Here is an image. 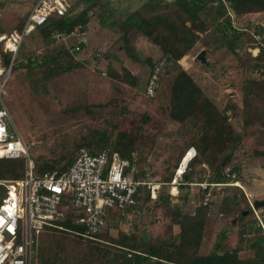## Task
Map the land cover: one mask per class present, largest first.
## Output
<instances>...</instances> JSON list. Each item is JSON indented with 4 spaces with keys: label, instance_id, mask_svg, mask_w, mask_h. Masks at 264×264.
<instances>
[{
    "label": "rangeland",
    "instance_id": "1",
    "mask_svg": "<svg viewBox=\"0 0 264 264\" xmlns=\"http://www.w3.org/2000/svg\"><path fill=\"white\" fill-rule=\"evenodd\" d=\"M159 1L163 3L71 0L69 15L85 14L83 42L72 34L64 40L52 37L54 41L48 44L37 27L19 47L2 99L34 162L64 167L84 139L106 133L119 150L130 153L139 176L161 184L157 200L141 199L137 213L126 220H110L94 238L58 230L42 232L37 248H48L43 252L48 264H109L119 247L110 238L137 241L142 236L147 245L177 243L180 227L174 212L193 216L208 201L205 219L198 214L202 226L198 254L212 252L219 243L223 249H239L240 258H250L255 250L251 243L264 235V205L253 208L255 200L264 201V57L258 60L256 52L249 50L250 35L242 30L254 21H264V10L236 15L225 0H197L189 5L190 17L176 0ZM35 2L0 0V34L20 29ZM134 12L149 19L170 18L176 29L168 35L182 34L183 25L196 36L193 46L164 71L152 98L145 94L151 73L146 58L154 64L161 52L139 30L123 25ZM227 19L239 28L234 30L235 37L223 39L218 30L228 29L223 25ZM164 29L158 31L164 34ZM123 32L128 41L121 38ZM201 50L205 51L204 62L197 57ZM71 64V69L63 67ZM179 68L200 87L202 100L214 105V123L205 120L206 110L197 107L188 121L170 117V84ZM214 127H221L218 134L223 132L218 144L213 141ZM192 144L201 147L188 163L193 184L184 183L173 192L166 178L171 180L179 163L192 155L193 149L182 157ZM222 157L223 173H230V180L221 186L212 183L213 195L205 201L199 184L213 176L215 162ZM199 161L205 165L199 168ZM34 261L41 264L38 255Z\"/></svg>",
    "mask_w": 264,
    "mask_h": 264
},
{
    "label": "built area",
    "instance_id": "2",
    "mask_svg": "<svg viewBox=\"0 0 264 264\" xmlns=\"http://www.w3.org/2000/svg\"><path fill=\"white\" fill-rule=\"evenodd\" d=\"M71 6V0H36L20 29L12 28L0 34L3 51L0 54V158H21L24 162L21 177L0 178V264H36L35 251L40 234L50 228L63 229L58 222L67 217L83 227L80 235L94 238L110 220H126L137 213L142 191L147 192L150 199H156L161 185L137 175L134 159L122 156L111 146L96 152L79 147L65 170L36 171L26 141L11 120L2 94L25 36L43 25L51 14L65 15ZM232 27L238 31L239 26ZM233 29L225 28V32L233 35ZM242 30L252 38L247 45L251 46V52L258 54L264 50V21H254ZM72 34L84 41L81 25L69 33L55 32L53 37L64 40ZM75 49L78 50L79 45ZM169 65L168 59L162 57L152 68L145 85L148 98L156 95L161 75ZM191 149L193 153L183 169H180V162L168 182L176 192L181 184H193L184 180V172L196 154L194 148H188L182 157ZM211 184L208 181L199 184L207 191L205 201L211 196Z\"/></svg>",
    "mask_w": 264,
    "mask_h": 264
},
{
    "label": "trees",
    "instance_id": "3",
    "mask_svg": "<svg viewBox=\"0 0 264 264\" xmlns=\"http://www.w3.org/2000/svg\"><path fill=\"white\" fill-rule=\"evenodd\" d=\"M83 1V0H82ZM175 1V0H173ZM197 0H176L178 6L183 10L184 13L193 16L192 10L189 8L191 3H195ZM227 1L230 6L232 7L233 13L241 14L250 12L253 10H264V0H225ZM156 3H163L159 0H156ZM166 3V2H164ZM146 5H149L147 3ZM219 5L223 7V2L219 1ZM73 6V5H72ZM71 8L65 15H57L51 14L46 22L38 26L40 28V32H42V36L44 40L50 44L54 41L53 34L55 32H65L69 33L73 30L76 25H82L85 27L86 25V18L85 14H78L77 16L69 15L71 12ZM88 9V8H86ZM86 9L84 10L86 13ZM126 21V22H125ZM124 21L123 25L127 24L135 29L139 30L144 36L150 39L151 43L155 44L160 52L161 56L158 60L162 57H165L170 62V65L167 67L169 68L172 66L173 63H176L187 51V48L193 46L195 42L196 36H194L189 28L186 26L181 25L180 31L182 34L179 35H168L167 33L169 30L176 29L174 23L170 18H166L164 15L156 16L153 19L144 18L139 13L134 12L131 14L126 20ZM228 29H233L232 25L230 24L229 19L223 24ZM162 27L165 28L164 30L166 33L162 34L158 31V28ZM183 30V31H182ZM234 30V29H233ZM221 34V38L223 39H230L235 37V32L232 31L233 35H228L225 32V27L222 26L221 29L218 30ZM121 38L125 41L127 40L126 32L121 34ZM252 38L250 36V40L247 44H251ZM186 43V44H185ZM127 51V50H126ZM125 51V52H126ZM67 53V51H65ZM130 55V53H129ZM117 58L124 57L121 55L116 56ZM260 60L264 57V50H260V52L255 56ZM45 58L43 60L45 61ZM42 60V61H43ZM40 61V62H42ZM47 61V60H46ZM151 58H146V62L151 66V71L154 64L151 63ZM33 65V60L30 59L29 61ZM39 62V61H38ZM50 67H60L61 66H54L50 64ZM66 69H71L74 67L73 64L63 66ZM124 67V66H123ZM259 67V65H256ZM167 68L165 70H167ZM124 69V68H123ZM127 71L126 69H124ZM164 73V72H163ZM105 75L109 76L108 73L105 71ZM116 76V75H115ZM162 76V75H161ZM171 89V100H172V109L170 111V117L173 120L184 122L188 121L193 117V110L195 107L199 108V111L206 110V114L204 115L205 120L208 119L211 123L215 122L214 116H216L214 105L209 100H202L201 97V90L200 87L196 84V82L191 78V76L186 73L185 70L179 68L175 75H173L170 84ZM256 95L254 92L252 93ZM206 108V109H205ZM199 117V114H198ZM216 126V125H215ZM219 129L214 127L215 131V138L213 141L215 144L222 142L220 136L223 134L221 131L220 134ZM218 134V135H217ZM100 136H92L89 140H83L78 146L86 147L90 152H96L99 149L95 148H103L105 146H112L114 149L118 150L122 156L131 158L130 153H126L124 151L119 150L115 144L110 142L109 137H107L106 133L101 134ZM229 139V136L227 137ZM213 142V144H214ZM198 152H201L200 145H194ZM208 147V144H206ZM197 150L195 156H197ZM264 154V152H261ZM182 158V157H181ZM74 159V154L71 155L69 160L67 161L64 167H58L57 164H50V163H43L39 160L35 161L36 171L38 173H42L45 171H52L58 170L59 172L65 170ZM190 164V163H189ZM214 166V164H212ZM225 167L224 157L219 158L215 162L214 170L212 173V177L208 179L210 183H227L230 180V173L227 175L223 173V169ZM24 169V162L21 158L16 159H3L0 158V178H18L21 177L23 174ZM235 170L238 171L237 168ZM140 175V174H137ZM185 176H187V180H185ZM166 181H170V178H166ZM184 180L187 182H191V169L188 167L184 172ZM185 184H181L179 187ZM1 190V189H0ZM204 190V189H203ZM144 192V191H142ZM207 191L204 190V196ZM146 195L142 197L140 196V200H151L147 192ZM213 195V191L211 192ZM211 197V196H210ZM158 199H161V196H158ZM210 199V198H209ZM157 200V198H156ZM208 201V200H207ZM208 202L205 205H202L199 209L200 210V218L202 220L205 219V215L207 212ZM198 209V210H199ZM177 219V223L179 224V234H178V242H169V245H147L145 242L144 237H140L139 240H134L131 237L117 239L110 238L111 242L116 243L119 247L116 249L117 254L112 256V261L109 264H264V235L259 236L251 246L255 249L254 255L250 258H240L239 257V249H223L220 247V244H216L215 250L208 254L200 255L198 254V250L202 240V226L199 224L198 214L196 212L195 215L191 216L189 214H184L180 211L174 212ZM63 226V229L58 230L56 228H50V230H58L63 232H74L79 234L84 229L81 225L76 224L72 221L71 218L67 217L61 221H59ZM107 226L101 229L95 236L99 235L103 232ZM256 228L261 231V226L257 223ZM48 231V230H47ZM80 235V234H79ZM81 237H84L80 235ZM222 237L225 238L224 232H222ZM86 238V237H84ZM38 247V246H37ZM42 247V246H40ZM36 248L35 251V258L38 255L41 259V264H48L47 260H44V255L47 252L48 248Z\"/></svg>",
    "mask_w": 264,
    "mask_h": 264
},
{
    "label": "water",
    "instance_id": "4",
    "mask_svg": "<svg viewBox=\"0 0 264 264\" xmlns=\"http://www.w3.org/2000/svg\"><path fill=\"white\" fill-rule=\"evenodd\" d=\"M204 54H205V51H204V50H201V51L199 52V54L197 55V57H198L202 62L205 61ZM185 179L187 180V176H185ZM261 205H264V201L255 200V201L253 202V208H254V209H256L258 206H261ZM244 213H245V211L242 212V214H244ZM232 222L234 223V222H235V219H233Z\"/></svg>",
    "mask_w": 264,
    "mask_h": 264
},
{
    "label": "crops",
    "instance_id": "5",
    "mask_svg": "<svg viewBox=\"0 0 264 264\" xmlns=\"http://www.w3.org/2000/svg\"><path fill=\"white\" fill-rule=\"evenodd\" d=\"M149 44H150V45H154V44H153V43H151V42H150ZM154 53H155V52H152V54H151V55H153ZM144 56H145V55H144ZM146 57H147V56H146ZM126 60H128V59H127V58H125V59H124V61H126ZM82 61H83V63H87V62H85V60H84V59H83ZM191 147H193V148H194V150H195V152H196V148H195V146H191ZM185 150H186V149H185ZM183 154H184V153H183ZM194 157H195V156H194ZM194 157L192 158V160L194 159ZM190 162H191V161H190ZM190 162H189V163H190ZM198 165H199V168H200L201 166H204V165H205V163H204L203 161H199V162H198Z\"/></svg>",
    "mask_w": 264,
    "mask_h": 264
},
{
    "label": "bare ground",
    "instance_id": "6",
    "mask_svg": "<svg viewBox=\"0 0 264 264\" xmlns=\"http://www.w3.org/2000/svg\"><path fill=\"white\" fill-rule=\"evenodd\" d=\"M191 150H192V149H191ZM191 150H190V151H191ZM189 153H190V152H189ZM189 153H188V154H189ZM188 154H187V155H188ZM187 155H186V156H187ZM186 156H185V157H186ZM185 157H184V158H185ZM189 157H190V156L186 157L185 159L183 158L184 160H183V161H181V167H180V169H181V170L183 169V167H184V166H185V164L187 163V161H188ZM187 167H188V166H187ZM172 190H173V192H175V191H176V189H174V188H173Z\"/></svg>",
    "mask_w": 264,
    "mask_h": 264
}]
</instances>
